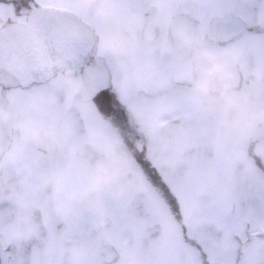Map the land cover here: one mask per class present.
I'll use <instances>...</instances> for the list:
<instances>
[{
  "label": "rangeland",
  "instance_id": "374dc122",
  "mask_svg": "<svg viewBox=\"0 0 264 264\" xmlns=\"http://www.w3.org/2000/svg\"><path fill=\"white\" fill-rule=\"evenodd\" d=\"M65 1L70 0L53 4L66 5ZM99 1L72 0L67 5L77 10L76 3L87 4L90 11L81 9V14L93 23L95 14L91 10L102 13L97 6ZM251 1L254 0L240 3V13L249 24L254 23L251 17L257 12L248 6ZM186 3L161 1V6L166 5L167 12L174 16L176 10L184 11L183 18L175 19L182 46L189 41L186 33L193 37ZM204 3L210 15L202 25L208 28L213 4ZM229 3L222 1L217 14L223 15ZM109 14L102 15L107 16L103 21L110 23L99 27L106 36L102 46L97 45L98 53L92 55L111 71L109 93L83 103L78 90L83 81L59 72L27 93L20 88L14 90L9 82L3 84L0 264L184 263L176 261L172 249L171 223L164 217L165 212L171 211V196L156 188L160 176L176 194L183 215L196 216V212L189 213L188 206L203 201L207 215L212 212L215 221L223 222L229 217L233 221L225 223L237 222L232 230L231 226L226 228L224 241L217 236L221 228L204 236L208 252H224L230 243L235 244L233 232L247 238L264 233V174L257 168L256 156L248 160L252 151L264 159V138L253 122L263 118L264 128V30L259 31L251 45L248 38L238 40L242 43L240 51L246 53L239 56L237 68L230 57L222 60L227 49L209 46L208 58L199 62L198 68L215 89V101L200 92L188 95L187 91H171L168 97L152 102L135 93L143 87L140 78H144L145 62L151 64L148 49L138 41L144 28L133 21V16L113 11ZM1 15L8 23L21 17L9 9H2ZM115 25L118 29L113 28ZM127 29H132V36H127ZM132 39L135 47L130 51ZM178 45L189 59L196 50L204 53L206 49L201 41L196 44L197 49ZM247 51L257 58L249 57ZM176 69L174 78L178 82L185 78L186 68L177 65ZM169 70L163 67L160 76L166 78ZM145 75L153 78L151 73ZM200 76L194 74L193 81L197 82ZM239 81L246 86L241 95L233 93ZM229 89L232 91L224 94L223 90ZM174 97L180 100L171 103ZM11 132L15 137L10 142L14 152L2 155ZM254 138L261 139V143L253 145ZM235 169L236 178L232 171ZM185 170L187 173L181 176ZM174 176H179L181 182H173ZM259 183L263 185L258 186ZM118 228L123 232L114 237ZM158 245L161 253L157 252ZM233 254L230 249L217 259L229 264Z\"/></svg>",
  "mask_w": 264,
  "mask_h": 264
},
{
  "label": "flooded vegetation",
  "instance_id": "af4514ba",
  "mask_svg": "<svg viewBox=\"0 0 264 264\" xmlns=\"http://www.w3.org/2000/svg\"><path fill=\"white\" fill-rule=\"evenodd\" d=\"M57 0L48 1L47 2H37L36 0H0V29L17 24V23H27L28 18L30 14L35 9H50L57 12H63L70 15H73L88 25H90L92 31H93V37H94V45L92 46L91 50L87 53L86 57L82 60V63L75 68L67 67L69 65H66L64 63V66L61 67H36L37 75L33 79L32 82L29 83H20L15 79L7 78L9 75L7 72L1 73V75L6 78V81L0 80V95L1 90L3 87V84L5 83H11L14 90L17 88H20L23 93L29 92L34 86H38L41 83H45L50 76L55 75L57 72L63 73L64 75H75L77 78L85 82V76L89 74V72L97 65L102 66L103 68L107 69L109 72V83L105 90H102L98 95L102 96L107 93H109V90L111 89L110 84V75L111 71L109 67L105 63H101L97 60H94V54L96 53L97 45L98 43L102 46V42L105 38V31L103 29H100L101 26L104 25V23L109 22L108 20L103 21L105 16H102L103 14L110 15L109 12L113 11L116 14H125V16H133V21L136 22L138 26H142L144 28V31L142 34L138 35V41L139 43L148 49L150 56H147V59L151 62H145V71L142 76L144 78H140L142 81L143 87H141L136 94H139L140 96L145 97L146 99L154 102L161 100L163 98L168 97L174 92H188V95H193L196 92H200L201 95L204 98H209L213 101L216 100V92L213 86L209 85L205 79L203 78L204 72L201 71L198 68V64L201 61H205L208 58V48L209 46L218 47L219 50L221 49H227V51H224L222 53V60L225 61L230 57V61H233L234 66L236 67V64H238V58L242 54L246 53L245 51L241 50V40H246L248 45H251L255 43L254 37H257L259 35V31L264 30V4L262 3L263 0H254L248 3V6L254 10H256V14L252 15V20L254 23L249 24L246 20L245 16H243L240 13V10H242V5L240 4L242 0H226L230 1L228 4V7L226 11L223 13V15L217 14V12L220 10L221 2L224 0H217L216 2L214 0H185L187 3L188 8L185 10L187 11L188 21L191 20L192 28H193V37L189 36V33H186V39L189 38V41L186 43V45L182 46L181 43L176 35L175 31V19L176 17H184V11L176 10V15H172L171 13L167 12V7L163 8L161 6L162 0H153L148 1L152 3H148L144 0H100L98 3V8L102 13L97 12V10L92 9L91 11H94L95 18L93 19V23L90 22V20L84 19V17L81 14V9L88 10L87 4H84L83 2L76 3L75 5H78V9L74 10L72 6L67 5L70 1H65L66 5H56L53 4ZM196 1H199L196 3ZM212 1L213 7L210 11H212V17H211V25L210 27L206 28L204 24L209 17V9L207 5L204 2ZM246 1V0H245ZM35 3V4H34ZM73 5V2H72ZM178 5V4H177ZM80 6V7H79ZM102 6V7H101ZM114 10L111 9V7H114ZM180 6H183L182 4ZM198 6H201L202 8H197ZM238 7L239 10H234L233 8ZM2 9H9L10 11H13L14 13L17 12L21 15L20 18L16 19L15 21H12L11 23L5 22V18L3 15H1ZM205 10V12H204ZM170 11V10H169ZM160 12L163 13L160 14ZM88 13H84V16H87ZM124 16V15H123ZM107 18V16L105 17ZM180 19V18H179ZM119 21V20H118ZM178 21V20H177ZM110 23V22H109ZM100 27V28H99ZM174 27V28H173ZM113 28L118 29V26H114ZM262 28V29H261ZM108 30V29H107ZM132 29H127V36H132L133 32H131ZM98 34V39H97ZM261 34V33H260ZM126 36V35H125ZM128 38V37H127ZM134 39V38H133ZM133 39L130 41L131 49L130 51L134 50L135 42L133 43ZM124 39L122 38V41ZM126 40V39H125ZM240 40V41H238ZM198 41H201L205 46V52H201L199 49L195 51V55L191 57L190 59L187 57V55L178 49L179 45L184 48H194L197 49ZM183 44V43H182ZM239 46V47H237ZM100 49V48H99ZM103 49V48H102ZM146 52V50H145ZM248 52V51H247ZM188 53V52H187ZM197 53V54H196ZM249 57H253V53L248 52ZM253 58H257V55H255ZM130 65V64H128ZM177 65L182 66L185 65L186 73L185 78L182 77V80L175 79V74L177 73ZM164 70L169 67V76L166 78H163L160 76L161 69ZM237 68V67H236ZM240 70V68L238 69ZM152 74L153 78H148L145 74ZM194 74H200L201 76L197 78V82L193 81V75ZM0 75V78L2 77ZM165 76V75H164ZM112 77V76H111ZM90 81V77L87 79ZM154 80V81H151ZM140 81V80H139ZM241 81V80H240ZM233 88V93H239L240 95L243 93L242 90L246 89V86H242V82H240ZM264 82V81H263ZM82 84H80L79 89H81ZM128 83V82H127ZM156 88L150 90V87L156 86ZM253 82H250V86H252ZM262 84V83H261ZM169 88H167V86ZM209 85V86H208ZM129 86H132V83L129 84ZM261 86L264 85L262 84ZM200 87V88H199ZM197 88V89H195ZM252 90V88H250ZM172 91V93H171ZM224 94L228 95L232 91V89L229 90H223ZM232 93V94H233ZM113 96H117L114 92H112ZM187 95V94H186ZM230 95V94H229ZM191 96H189L188 99H190ZM194 97V96H193ZM186 98V97H184ZM221 96L217 99H220ZM174 101H171V103H175L176 99H179L177 97L173 98ZM180 100V99H179ZM262 100L264 102V96H262ZM94 102V101H93ZM170 104V103H169ZM168 104V105H169ZM167 105V106H168ZM255 123V127H258L256 131H259L258 134L260 137L264 138V128L262 126L263 124V118H258L257 120L253 121ZM252 126V123H250ZM178 130L180 128V125H177ZM172 128V127H169ZM174 128V127H173ZM15 140L14 134L11 132L10 138H7L8 145L6 148L2 149V155L12 154L14 152L12 144L10 142H13ZM255 141L251 142L253 145H256L258 143H261L258 138H254ZM264 140V139H262ZM251 154V155H250ZM256 156V163L258 170L264 174V159H260L257 157L254 151L249 153L248 160L252 161V158ZM236 164L237 161H234ZM232 162V165H234ZM233 172H236L235 178L237 175V170H232ZM186 172V170L182 173L181 176H183ZM240 176V175H239ZM173 182L180 183V177L174 176ZM263 185V183L257 184L258 186ZM173 186V185H172ZM191 189H193L191 187ZM173 191V189H171ZM159 192L158 190H156ZM174 192V191H173ZM205 192V191H204ZM176 195V194H175ZM161 197V196H160ZM159 202V201H157ZM193 206H188L189 213L196 212V216H188L186 213L183 215V213L180 212L179 208H170L171 211L165 212V216L167 219L169 218V223H171V240H172V249L176 253L174 256L176 258V261L178 260H184V263L181 261L182 264H227L224 260V263L219 262V259H217V256L222 254L225 256V253L228 252L230 249L234 250V254L232 257V262L229 264H262L264 263V252L262 251V247L264 245V233L261 236L253 237V238H247L243 233H231L233 240H235V244H231L227 247V249L222 252L215 251L214 252H208L206 250V244H204V236L207 234H210L209 232H212L214 230H219V228L223 229L217 233V236L221 238V241L225 240V237L227 235L226 228L228 226H231V230L234 227V223L237 224V222H234L232 224L225 223L224 221H233L232 218H227L223 222H217L216 219L211 216L212 212H208V215L206 213V210L203 208V201H195L193 202ZM160 207V206H159ZM158 207V208H159ZM211 216L209 218L208 216ZM128 220L129 217H126ZM123 220V219H122ZM235 220H237L235 218ZM125 222V221H123ZM121 223V222H120ZM123 231H121L120 228L116 230L115 236H118L119 234H122ZM165 233V232H164ZM184 235V237H183ZM162 236V235H160ZM216 236V237H217ZM163 237V236H162ZM229 238V237H228ZM220 245V243H219ZM218 245V246H219ZM223 246H227L226 244H223ZM161 245H158L157 252L161 253L162 249H159ZM222 252V253H221ZM185 253V258L183 254ZM195 257H194V254ZM222 260V259H221Z\"/></svg>",
  "mask_w": 264,
  "mask_h": 264
},
{
  "label": "water",
  "instance_id": "95a60500",
  "mask_svg": "<svg viewBox=\"0 0 264 264\" xmlns=\"http://www.w3.org/2000/svg\"><path fill=\"white\" fill-rule=\"evenodd\" d=\"M93 45L91 27L79 18L50 9H35L27 23L0 30V75L7 72V78L29 83L38 74L36 67H61L64 63L67 67H78ZM108 83L107 69L95 66L85 76L81 100L93 101Z\"/></svg>",
  "mask_w": 264,
  "mask_h": 264
},
{
  "label": "trees",
  "instance_id": "16d2710c",
  "mask_svg": "<svg viewBox=\"0 0 264 264\" xmlns=\"http://www.w3.org/2000/svg\"><path fill=\"white\" fill-rule=\"evenodd\" d=\"M156 177H158L157 175H155ZM164 185L163 187H162V185ZM155 185H156V188L159 190V191H161V192H163L164 193V191L168 194V195H170L171 197L169 198V202L170 203H168L172 208H174V207H176V208H179V206H178V202L179 201H177L178 199H177V196L175 195V193L171 190V188H170V186H169V184H167V182L166 181H164V180H161V176L160 177H158L157 179H156V183H155ZM162 187V188H161ZM164 188V189H163Z\"/></svg>",
  "mask_w": 264,
  "mask_h": 264
}]
</instances>
